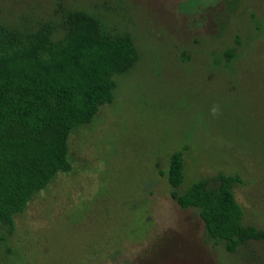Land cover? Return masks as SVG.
<instances>
[{
  "label": "rangeland",
  "instance_id": "rangeland-1",
  "mask_svg": "<svg viewBox=\"0 0 264 264\" xmlns=\"http://www.w3.org/2000/svg\"><path fill=\"white\" fill-rule=\"evenodd\" d=\"M68 10L129 35L138 59L115 77L113 101L72 132V170L16 216L0 264H264V241L229 253L208 240L164 175L177 150L181 191L240 175L244 223L264 228V0H0V24L52 21L58 39Z\"/></svg>",
  "mask_w": 264,
  "mask_h": 264
},
{
  "label": "trees",
  "instance_id": "trees-1",
  "mask_svg": "<svg viewBox=\"0 0 264 264\" xmlns=\"http://www.w3.org/2000/svg\"><path fill=\"white\" fill-rule=\"evenodd\" d=\"M60 27L63 34L54 39L52 21L36 30L0 24V241L14 234L16 216L59 172L72 170V132L113 101L115 77L138 59L129 35L104 30L86 11H65ZM184 155L173 152L164 175L172 199L198 210L208 240L229 253L264 241V228L244 223L235 195L241 176L220 173L181 191Z\"/></svg>",
  "mask_w": 264,
  "mask_h": 264
},
{
  "label": "clouds",
  "instance_id": "clouds-1",
  "mask_svg": "<svg viewBox=\"0 0 264 264\" xmlns=\"http://www.w3.org/2000/svg\"><path fill=\"white\" fill-rule=\"evenodd\" d=\"M210 113L213 116H217L220 114V109H219V105H214L211 109H210Z\"/></svg>",
  "mask_w": 264,
  "mask_h": 264
}]
</instances>
